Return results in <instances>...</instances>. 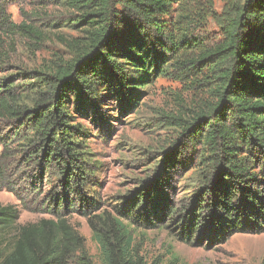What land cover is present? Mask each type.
<instances>
[{"label":"trees","instance_id":"1","mask_svg":"<svg viewBox=\"0 0 264 264\" xmlns=\"http://www.w3.org/2000/svg\"><path fill=\"white\" fill-rule=\"evenodd\" d=\"M227 1L234 15L223 38L207 46L196 31L213 13V0H49L55 8L49 26L76 32L59 36L70 57L56 56L36 72L44 90L26 108L16 107L14 82L6 79L0 113L23 119L15 137L25 164L60 184L39 202L52 217L20 225L12 239L7 234L19 211L0 204V264H98L71 213L86 218L99 264H163L145 258L134 227L163 225L179 241L207 247L239 233H264V0ZM7 6L0 0V52L6 32H37L14 23ZM200 64L210 98L179 123L182 133L164 163L186 168L198 150L193 193L172 205L170 183L155 178L109 208L91 188L98 160L74 113H97L110 97L137 109L158 77L188 76ZM6 153L0 154V182L13 189Z\"/></svg>","mask_w":264,"mask_h":264},{"label":"rangeland","instance_id":"2","mask_svg":"<svg viewBox=\"0 0 264 264\" xmlns=\"http://www.w3.org/2000/svg\"><path fill=\"white\" fill-rule=\"evenodd\" d=\"M7 2L14 23H25L37 30L31 33L27 29H12L3 35L0 97L3 95L1 91L8 88L5 82L9 79L8 83L14 82L12 91L16 107L23 109L32 105L37 93L44 90L36 72L46 69L56 56L70 57L59 36L76 32L49 26V15L54 8L47 5L49 0ZM231 5L227 0H213V13L196 31L207 46L223 38V26L234 15ZM204 66L200 64L188 76L172 73L158 77L144 93V102L137 109H125L110 97L101 101L97 113L93 110L74 113L75 120L85 128L84 144L98 160L91 188L109 208L119 205L124 195L140 190L146 181L155 178L170 183L167 193L172 205H180L193 193L198 150L190 155L186 168L170 169L164 163L165 152L177 146L179 141L182 133L179 123L191 119L210 98L208 86L202 83ZM22 123L23 119L2 114L1 110L0 154L7 150L6 155L11 157L7 161L12 163L10 174L14 188L5 187L0 182V204L13 206L20 214L15 226L10 227L8 239L14 237L20 225L52 217L39 202L44 198L43 194H50L57 189L55 185L60 184L56 177L50 179L41 175L39 167L25 164L21 155L23 151L19 149L21 138L15 137ZM36 188H42L44 193H33ZM69 218L85 235L88 249L99 264L100 248L92 239L86 218L77 213L69 214ZM156 222L162 221L158 219ZM161 226L151 229L134 227L136 240L141 243L142 254L149 262L160 259L163 264H264V233H239L223 244L211 247L205 244V247L204 244L196 246L179 241L175 230Z\"/></svg>","mask_w":264,"mask_h":264}]
</instances>
